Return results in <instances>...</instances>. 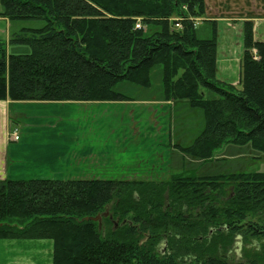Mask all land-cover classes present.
Segmentation results:
<instances>
[{"label":"trees","instance_id":"obj_1","mask_svg":"<svg viewBox=\"0 0 264 264\" xmlns=\"http://www.w3.org/2000/svg\"><path fill=\"white\" fill-rule=\"evenodd\" d=\"M0 5V17L10 21L45 22L11 36L30 54L9 55L0 40V100L123 102L115 85L149 88L151 70L160 65L165 100L186 101L205 113L204 132L181 151L205 162L229 144L249 143L264 153V42L255 39L253 21L243 25L239 85L228 86L216 78L217 23L211 22V39L196 35V23L206 18L205 0ZM139 23L158 30L146 36ZM204 91L219 98L209 100ZM99 215L101 222L88 219ZM0 239H51L53 264H264V173L4 180Z\"/></svg>","mask_w":264,"mask_h":264},{"label":"crops","instance_id":"obj_2","mask_svg":"<svg viewBox=\"0 0 264 264\" xmlns=\"http://www.w3.org/2000/svg\"><path fill=\"white\" fill-rule=\"evenodd\" d=\"M205 1L207 20L217 23L216 78L228 86H238L243 25L245 21H253L255 39L264 42V0H233L242 1L241 8L247 10H255L254 6L260 2L262 9L244 12L243 20L212 18L226 14L224 4L232 0ZM155 71V76L163 77L162 69L154 66L151 81ZM161 93L160 97L156 94V100L128 102L127 99L102 103H13L0 100V181L115 179L106 171L117 168L122 172L119 179L146 181L164 175L163 171L168 177L193 172L189 171V158L195 165L204 161L181 151L180 148L188 146L171 148L169 113L178 101H166ZM182 103L190 107L188 102ZM73 104L84 111V120L81 118L70 123L62 116H55L61 106ZM116 119L121 123L122 131L116 125ZM139 123L144 124L141 131ZM96 127L106 131L103 142L101 137L98 140L97 134H91L96 133ZM14 130L19 132V141H12L9 137ZM134 147L141 151L139 156L134 153L131 157L136 159V167L122 156L123 152ZM53 260L54 242L51 239H0V264H53Z\"/></svg>","mask_w":264,"mask_h":264},{"label":"rangeland","instance_id":"obj_3","mask_svg":"<svg viewBox=\"0 0 264 264\" xmlns=\"http://www.w3.org/2000/svg\"><path fill=\"white\" fill-rule=\"evenodd\" d=\"M232 3V6L230 4ZM239 4V5H237ZM242 1H228V4H224V7L227 12L222 16H216L212 18H227L230 17L232 19H245L244 12L248 11H258L261 8L259 5L260 2H257L256 9L241 8ZM229 5V6H228ZM0 10L3 11L4 8L0 5ZM207 17V16H206ZM0 17V40L6 44L7 52L9 55L19 56L26 55L31 53V48L26 44H13L10 42L11 36L14 34L20 33L23 29H41L45 26V22L41 20H15L8 21L2 20ZM146 28V27H145ZM158 29L153 26H148L146 28L145 35L150 36ZM196 35L200 40H209L213 37V25L207 18L201 19L197 22L196 25ZM155 67H162L160 65H156ZM157 72H152V88L141 89L142 87L128 82L122 81L115 85L114 90L120 94H122L128 101L134 100H156V94H159L160 97L161 92H163V86L161 82L160 75ZM158 87V88H157ZM151 89V90H150ZM205 96L209 100L218 99L219 96L212 92L204 91ZM164 95V94H163ZM183 101H178L175 106H173L172 110L169 113V128H170V136L172 138V149L175 145H182L183 147L190 146L194 143L195 139L199 137L206 128V119L205 113L202 109H193L182 103ZM84 108V107H83ZM84 111H81L77 105H64L61 106L55 116H62L65 120L70 123H76L80 121L81 118L84 120ZM98 117L100 118L99 114ZM132 118V117H131ZM102 120V119H101ZM116 121V125L121 129V123ZM133 123V122H132ZM128 127V124H127ZM141 127L144 128L143 123H139V131H141ZM126 128V127H125ZM118 130V129H117ZM96 133L91 132V134H97V138L101 137V141L103 142V137L106 136V131L102 128L96 127ZM124 130L123 132H125ZM129 132V131H128ZM90 134V135H91ZM132 138H135L132 136ZM99 142V141H98ZM139 147H134L130 149L128 152H123L122 156L128 158L132 166L136 167V159H132V155L134 153H138L140 155L141 151L136 150ZM174 152V151H173ZM145 154V153H144ZM152 154V153H150ZM174 154V153H173ZM148 155V154H145ZM177 154H174L176 156ZM147 158V157H146ZM176 160V159H175ZM137 165V164H136ZM192 166V167H190ZM188 167L191 174L197 176H219V175H230V174H241V173H264V153L257 151L252 147L251 144H229L225 146L223 149L216 152L214 159L209 160L208 162H203L202 164L194 163V161L189 158ZM188 170V169H187ZM108 176H112V178L119 179L120 174L122 173L118 168L116 170L110 169L106 171ZM164 175H160L156 179H150L151 181H167L172 176H166L165 171H163ZM141 178V177H138ZM148 178V177H147ZM165 241V239H164ZM162 252L166 251L165 242L160 243V248ZM238 255L236 256V261H240L239 258L242 255V252L239 248H236ZM231 254V256H234Z\"/></svg>","mask_w":264,"mask_h":264},{"label":"water","instance_id":"obj_4","mask_svg":"<svg viewBox=\"0 0 264 264\" xmlns=\"http://www.w3.org/2000/svg\"><path fill=\"white\" fill-rule=\"evenodd\" d=\"M104 216H108V213H105ZM88 219H89V220H93V221H99V222H101V220H102V216L99 215V216H97V217H92V218H88Z\"/></svg>","mask_w":264,"mask_h":264},{"label":"built area","instance_id":"obj_5","mask_svg":"<svg viewBox=\"0 0 264 264\" xmlns=\"http://www.w3.org/2000/svg\"><path fill=\"white\" fill-rule=\"evenodd\" d=\"M178 26H179V25H178ZM137 28L140 29L141 26H140V25H137ZM13 138H14V140H18V139H19L17 133H14Z\"/></svg>","mask_w":264,"mask_h":264},{"label":"flooded vegetation","instance_id":"obj_6","mask_svg":"<svg viewBox=\"0 0 264 264\" xmlns=\"http://www.w3.org/2000/svg\"><path fill=\"white\" fill-rule=\"evenodd\" d=\"M163 253V252H162Z\"/></svg>","mask_w":264,"mask_h":264}]
</instances>
